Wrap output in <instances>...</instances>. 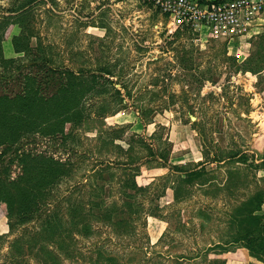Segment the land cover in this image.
I'll return each instance as SVG.
<instances>
[{
	"label": "rangeland",
	"instance_id": "obj_1",
	"mask_svg": "<svg viewBox=\"0 0 264 264\" xmlns=\"http://www.w3.org/2000/svg\"><path fill=\"white\" fill-rule=\"evenodd\" d=\"M2 17L14 22L6 27ZM21 33L23 49L16 53L11 39ZM25 34L33 49L40 47V71L25 65L36 54L25 53ZM2 35L3 56L14 62H0V96L23 95L25 76L33 72L69 70L75 77L60 93L52 82L42 84L40 93L50 100L47 118L39 132L26 136L25 121H17L7 137L16 142L0 144V180L8 172V185L21 179L23 190L35 191L19 160L8 161L25 152L53 157L69 170L39 201L47 209L57 207L64 219L71 214L70 200L91 207L86 195L102 186L99 169L118 194L117 183L127 172L122 165L133 161L131 166L139 168L137 183L151 184L153 194L163 192L156 199L159 216L145 217L134 235L114 238L106 235L105 225L93 224L96 232L90 237L72 235L75 251L68 258L60 252L62 264H92L87 252L100 243L115 249L125 264H239L244 251L228 245L230 214L263 188L264 174L226 157L244 152L251 162L262 156L256 122L264 116V71L251 76L246 60L236 62L237 40H194L196 35L174 29L165 14L142 0H0ZM250 42L249 64L256 68L264 59V33ZM54 91L59 104L67 98L73 107L58 109L51 99ZM215 154L225 161H212ZM202 165L206 173L183 181L185 172ZM109 173L113 180L108 181ZM7 212L0 198V264H45L30 245L40 239L36 233L43 214L25 221L20 209L12 217ZM221 246L230 249L224 252Z\"/></svg>",
	"mask_w": 264,
	"mask_h": 264
},
{
	"label": "trees",
	"instance_id": "obj_2",
	"mask_svg": "<svg viewBox=\"0 0 264 264\" xmlns=\"http://www.w3.org/2000/svg\"><path fill=\"white\" fill-rule=\"evenodd\" d=\"M2 22L6 27L14 22L13 18L2 17ZM20 37H24L21 33L20 36L12 37V45L14 52L19 53L23 48L19 46ZM30 34H25V53L27 51H34L36 53L33 58L25 63L26 66L31 65L38 68L40 71L43 65L40 64V47L37 45L34 49L30 46ZM3 35L0 36V62L11 63L13 59H6L3 56L1 41ZM250 61V60H249ZM245 63V69L251 71V73H257L263 67L264 59L261 64L256 68L249 63ZM100 71L104 74H108L107 68L101 67ZM69 70H45L44 75L33 72V75L29 77L25 76V91L23 95H16L15 97L0 96V128L3 130L4 136L0 138V144L6 143L12 145L16 142L15 139H8V135H12L15 129H17V121H25V136L29 132H39V126L44 124L43 121L47 117L45 116L50 107L47 105L50 102L49 99L44 98L41 95L42 84H47L48 81L53 83V87L56 86L59 93L62 91V87L68 85V78L73 77ZM94 79V75H92ZM67 78V79H66ZM66 79L65 84L63 85ZM56 91L51 99H54V104L63 106L65 109H71L72 104L65 98L62 104H59L61 99L56 96ZM56 97V98H55ZM14 98V99H13ZM16 100V102H14ZM13 102L15 106L13 105ZM79 103V102H78ZM78 103L74 106L77 107ZM66 112L65 114H67ZM75 113H78L77 110ZM17 149H15L16 151ZM223 155V154H222ZM221 154H215L213 157L214 162L220 163L225 161V157ZM226 158H235L239 163H249L256 169H264V159L260 162H255L253 159L251 162H247V155L244 152L230 153ZM19 160V164L23 168L25 174V180L29 182L28 187H32L35 191H25L21 188V179L17 182H11L10 186L6 181L8 172L4 175L5 178L0 180V198H3L6 202L7 213L10 217L14 211L20 209L21 216L25 214V221L33 219L35 213L38 215L43 214V220L41 226L39 225L40 239H35L30 245L35 247L42 258L45 260V264H62L60 258V252L64 257H71L75 251L72 242V235L78 234L83 238H88L96 231L93 228V224L102 223L108 230L105 231L107 236L114 238H126L127 236L134 235L136 233L137 224H145V217L153 216L158 217L159 205L156 199L163 195V192L159 194H153L150 192L151 184L147 186L139 185L136 181V176L139 175V168L131 166L134 159L131 162L123 163L121 169H126V177L123 180H119L117 183L116 192L114 186H109L110 182L100 175L99 169L96 171L97 178L103 182L102 186L97 189H91L87 195L85 203H90L91 207H79L78 204L70 200V216L68 219H64L57 207L47 209L48 206H43L45 202L39 200L47 196L48 186L53 181L60 179L62 174H66L69 170L67 167H63V164L54 160L51 156L44 155H31L29 153L15 155L8 161V164H12L14 161ZM108 170V166L105 167ZM176 170H182L176 167ZM206 168L202 165L199 168H193L188 172H185L183 181L190 183L193 180L200 178L206 173ZM108 181L113 180V177L109 173ZM24 181V180H23ZM107 184L108 190L105 191ZM96 188V187H95ZM106 194L102 195V192ZM101 192V193H100ZM68 198V196H67ZM176 198V193L174 194ZM25 201V204L23 203ZM42 201V200H41ZM48 203V202H47ZM264 205V186L258 189L252 195L241 201L231 212L229 218V228L231 231V240L228 245L232 247L238 246L247 250L248 255L253 258L254 261L245 264H264V212L262 206ZM25 209V211H24ZM46 213H40L41 211H48ZM45 241H42V240ZM53 245L54 249H57L59 254L50 250L47 243ZM71 243V244H70ZM75 243V242H74ZM220 245V244H218ZM223 251H228L230 248L227 246H221ZM87 257L92 264H125L121 261V255L116 252L115 249L104 246V243L94 245V247L87 252ZM81 255V254H80ZM85 256H83L84 258ZM127 261V260H125ZM220 264H225L224 260L219 261Z\"/></svg>",
	"mask_w": 264,
	"mask_h": 264
},
{
	"label": "built area",
	"instance_id": "obj_3",
	"mask_svg": "<svg viewBox=\"0 0 264 264\" xmlns=\"http://www.w3.org/2000/svg\"><path fill=\"white\" fill-rule=\"evenodd\" d=\"M165 14L174 29L189 30L197 38L225 39L248 36L252 23L264 15V0H142Z\"/></svg>",
	"mask_w": 264,
	"mask_h": 264
},
{
	"label": "crops",
	"instance_id": "obj_4",
	"mask_svg": "<svg viewBox=\"0 0 264 264\" xmlns=\"http://www.w3.org/2000/svg\"><path fill=\"white\" fill-rule=\"evenodd\" d=\"M198 1L213 2V1H221V0H198ZM252 24L253 25H252V27L249 30L248 36L247 37H244L245 40H242V38L241 39H235V40L238 41V43L236 44V48L234 50V54H232V55L235 57L236 62H238V63H241L244 60H246V62H248L251 59V58H249V57L252 56V54H251L252 53V45H251V42H250V38H252L253 35L260 34V33H264V15H262L259 18H257ZM186 31H188L191 34L196 35V33H192L189 30H186ZM15 35H16V33H15ZM202 39H204V38H197V37H196V39L194 38V40H202ZM3 40H6V39H3ZM3 40L1 41V48H2V52L4 54L5 47H4ZM206 40H213V39H206ZM247 40H249V41H247ZM11 43H12V39H11ZM12 50L14 52L13 45H12ZM8 57H10V56H8ZM261 71H264V64H263V67L260 69V71H258L255 74L252 73L250 75L251 76H255L256 74L260 73ZM261 114L264 115V108L262 109V113ZM256 125L258 127L259 126L261 127V130H262V140H263L262 147L264 148V116L262 117V119H261L260 122H259V119H257ZM261 155L262 156L259 157V159H254L256 163L257 162H260L261 160L264 159V151H263V153ZM259 170H261L263 172V174H264V169L263 168L262 169H258V171ZM151 179H153V178H151ZM142 185H145V184L143 183ZM240 249L242 251H244V252H243V258H241L239 264H245V263L254 261L253 258H251L248 255L246 249H244V248H240Z\"/></svg>",
	"mask_w": 264,
	"mask_h": 264
}]
</instances>
